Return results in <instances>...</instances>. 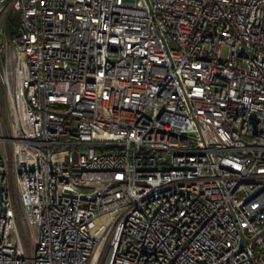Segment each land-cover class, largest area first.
Returning <instances> with one entry per match:
<instances>
[{"label": "built area", "instance_id": "1", "mask_svg": "<svg viewBox=\"0 0 264 264\" xmlns=\"http://www.w3.org/2000/svg\"><path fill=\"white\" fill-rule=\"evenodd\" d=\"M0 264H264V0H0Z\"/></svg>", "mask_w": 264, "mask_h": 264}, {"label": "rangeland", "instance_id": "2", "mask_svg": "<svg viewBox=\"0 0 264 264\" xmlns=\"http://www.w3.org/2000/svg\"><path fill=\"white\" fill-rule=\"evenodd\" d=\"M5 26L9 31H16L19 26V18L15 8H11L5 17Z\"/></svg>", "mask_w": 264, "mask_h": 264}, {"label": "water", "instance_id": "3", "mask_svg": "<svg viewBox=\"0 0 264 264\" xmlns=\"http://www.w3.org/2000/svg\"><path fill=\"white\" fill-rule=\"evenodd\" d=\"M246 241H247V238H246L243 234H241V242H240L239 248H240L243 244H245Z\"/></svg>", "mask_w": 264, "mask_h": 264}]
</instances>
